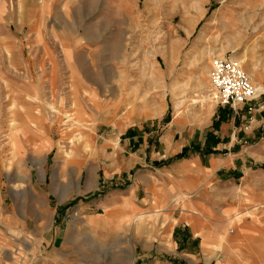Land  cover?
Instances as JSON below:
<instances>
[{"label": "rangeland", "instance_id": "obj_1", "mask_svg": "<svg viewBox=\"0 0 264 264\" xmlns=\"http://www.w3.org/2000/svg\"><path fill=\"white\" fill-rule=\"evenodd\" d=\"M218 59L244 62L264 93V0H0V264H264V234L233 240L237 216L207 260L199 244L170 249L169 214L137 225L132 199L103 205L140 174L139 144L161 158L154 173L217 153L220 139L200 145L229 108L211 83Z\"/></svg>", "mask_w": 264, "mask_h": 264}, {"label": "crops", "instance_id": "obj_2", "mask_svg": "<svg viewBox=\"0 0 264 264\" xmlns=\"http://www.w3.org/2000/svg\"><path fill=\"white\" fill-rule=\"evenodd\" d=\"M218 111L200 145L201 149L205 146L208 135L220 139L215 148L211 146L217 153H198L164 162L154 168V173L148 163L160 162L161 158L152 156L148 160L145 146L139 144L134 152V164L140 166V174L129 182L122 196L115 198L111 195L103 201L107 208L112 199H123L126 205L132 199L133 222L137 225L141 223V211L169 214L171 231L167 237L170 249L173 252L181 249L186 253L184 248L188 242L199 244L207 260L217 259L225 251L223 227L235 216L237 235L233 240H254L264 234V208H251L256 202L264 203V93L256 101L240 105L235 110L220 108ZM119 128L123 131L125 126ZM135 138L129 137L123 147L128 149L131 143L135 144ZM189 146V143L178 145L177 151L168 158ZM128 168L130 170L131 166ZM28 178L20 175V185ZM183 195L192 196L189 201L175 205L174 198ZM58 244L61 241L55 236L48 239L46 246L52 252L58 249ZM170 257L167 264H185L183 257L172 254Z\"/></svg>", "mask_w": 264, "mask_h": 264}, {"label": "built area", "instance_id": "obj_3", "mask_svg": "<svg viewBox=\"0 0 264 264\" xmlns=\"http://www.w3.org/2000/svg\"><path fill=\"white\" fill-rule=\"evenodd\" d=\"M211 83L217 92L218 104L236 109L256 101L261 94L253 86L248 74L230 59L214 61Z\"/></svg>", "mask_w": 264, "mask_h": 264}, {"label": "bare ground", "instance_id": "obj_4", "mask_svg": "<svg viewBox=\"0 0 264 264\" xmlns=\"http://www.w3.org/2000/svg\"><path fill=\"white\" fill-rule=\"evenodd\" d=\"M242 63H244V62H242V61H240V63L238 62V65L241 67V64H242ZM260 89H261V87H258V88H257V92H259ZM214 99H215V98H214Z\"/></svg>", "mask_w": 264, "mask_h": 264}]
</instances>
